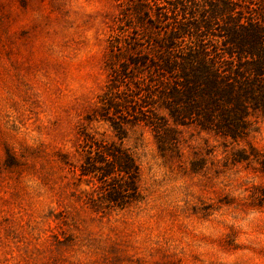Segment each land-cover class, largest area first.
<instances>
[{
	"label": "rangeland",
	"instance_id": "374dc122",
	"mask_svg": "<svg viewBox=\"0 0 264 264\" xmlns=\"http://www.w3.org/2000/svg\"><path fill=\"white\" fill-rule=\"evenodd\" d=\"M143 3L0 0V264H264L262 122L238 142L184 129L163 155L133 128L141 199L92 206L82 132L116 140L86 118L146 34Z\"/></svg>",
	"mask_w": 264,
	"mask_h": 264
},
{
	"label": "trees",
	"instance_id": "16d2710c",
	"mask_svg": "<svg viewBox=\"0 0 264 264\" xmlns=\"http://www.w3.org/2000/svg\"><path fill=\"white\" fill-rule=\"evenodd\" d=\"M142 8L146 34L116 56L86 118L108 124L116 140L82 132L90 150L81 173L102 191L96 209L141 199L140 165L124 145L131 129H150L163 155L180 148L184 129L238 142L264 123V0H145ZM242 152L234 162L248 159ZM257 159L264 171V155Z\"/></svg>",
	"mask_w": 264,
	"mask_h": 264
}]
</instances>
